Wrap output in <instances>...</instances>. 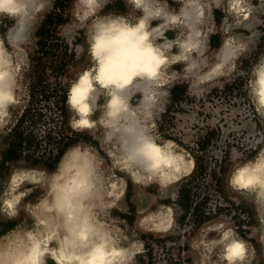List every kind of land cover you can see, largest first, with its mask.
Returning a JSON list of instances; mask_svg holds the SVG:
<instances>
[{
    "label": "rangeland",
    "instance_id": "374dc122",
    "mask_svg": "<svg viewBox=\"0 0 264 264\" xmlns=\"http://www.w3.org/2000/svg\"><path fill=\"white\" fill-rule=\"evenodd\" d=\"M74 1L70 0L64 10H54V0H32L28 14L29 19H34L25 18L17 45L10 39L16 32V26H13L17 25L16 21L0 17V36L5 37L7 45H13L16 69L20 72L16 102L0 121V193L15 168H32L43 173L42 180L35 184L25 182L20 187L21 192L32 191L19 199L17 216L9 218L0 212V241H4L5 233L11 230L26 229L35 224L29 208L40 197L47 196L48 181L58 173L67 154V162H76L78 159L70 151L74 150V153L82 149L91 160L89 168L95 167L92 172H98L103 186L114 185V193L104 192L99 206L92 205L90 215H93L94 222L110 227L119 242L131 248L132 255L125 264H219L215 239L224 229L235 231L246 242L245 264H264L262 211H259L258 198L234 190L228 181L235 167L254 159L264 149V117L252 94L255 69L264 60V0L250 3L246 19L227 15L225 0L215 3L214 0H205L199 26L210 32L203 36L200 49L190 56L197 64L191 67L179 64L173 66L174 70L169 69L177 75L159 89L155 97L157 104H152L149 116H140V122L146 124L148 132L158 143H170L186 160H193L191 167L171 175L167 185L153 179L140 183L146 199L145 212L165 211L167 214L161 227L149 221L138 224L139 207L133 200L136 193L134 183L108 156L113 142L107 138L108 129L101 122L97 121L90 130L74 128L69 123L72 113L66 101V120L61 124L64 113L55 107L53 97L35 99L33 103L37 108L31 110L22 122L18 121L22 110L31 103L29 86L34 78L35 31L49 12L60 14L62 11V18L67 19L55 30L75 54V66H69L67 74L61 76L64 87L68 90L77 72L92 64L89 33L83 23L76 22L81 10L73 9ZM166 1L169 4L164 6L169 13L181 7L180 0ZM131 12L140 14L133 11L125 0H108L99 15L124 16L133 21ZM156 23L155 20L153 24ZM50 30L54 28L50 27ZM165 30L168 38L174 39L180 28L170 23ZM212 34L215 35V47L210 42ZM228 34L237 43L234 55L220 70L206 75L208 63L218 59L219 49L216 47H220ZM30 40H34V44L29 45ZM43 67L49 84L54 85L49 65L46 63ZM174 85L179 90L173 98L171 88ZM183 86L186 87L184 93L180 90ZM140 98L136 91L130 100L136 105ZM97 99L99 106L93 115L95 119L104 97L99 95ZM14 128H17L16 133ZM19 138L25 140L20 158L1 166L2 152L11 141H20ZM75 145L79 147L73 148ZM61 149L66 150L56 163L52 157ZM31 159L37 162L33 163ZM45 163L53 168H47ZM183 184L189 193L188 201L184 202L179 198V188ZM195 205L199 208L196 209L199 210L198 216L192 210ZM7 221L14 225L9 228Z\"/></svg>",
    "mask_w": 264,
    "mask_h": 264
},
{
    "label": "bare ground",
    "instance_id": "6f19581e",
    "mask_svg": "<svg viewBox=\"0 0 264 264\" xmlns=\"http://www.w3.org/2000/svg\"><path fill=\"white\" fill-rule=\"evenodd\" d=\"M187 2L188 7L190 5L192 6L191 3L189 4L191 1ZM192 2L195 4L194 1ZM233 2L234 0H230V5ZM25 3L29 7L32 0H25ZM161 4L163 5V3ZM184 5L183 3L182 10H184L185 7L187 9V3L185 6ZM193 6H195L194 9L196 11L197 5ZM163 7L169 15V18L173 19L171 21L174 22V18H178L176 17L178 12L169 13L164 5ZM232 10L234 11L233 8ZM187 11H190V13H187V15H190H188L189 19H184L188 20L187 22H193L190 19L192 18V20H194V16H196L198 11L194 12V14L192 12L193 7L192 10L187 9ZM191 12L193 13L192 15ZM181 14L183 15V13ZM136 18L133 22H135ZM187 22L185 23L186 25ZM187 27H189V25ZM162 28L163 26L155 29L153 32L154 40L156 37L163 36ZM190 28L192 31L194 26L190 24ZM13 31L15 32V29ZM22 31L23 26L21 27L17 24L16 32H13L14 36L12 37L11 35L10 38L16 45L18 43L17 40L22 37L20 36ZM189 33L190 32L183 33L182 31V34L179 33L177 38L172 42L167 39L165 42H162L163 40L156 41L154 55L161 61V64L156 65L157 71L155 75L142 74L140 78H136L130 85L120 91L113 88H109L105 91L98 87L93 94L94 100L97 99L99 95H103L104 97V102L100 105L99 116L97 119L92 116L94 123L90 125L76 126L77 128L90 130L93 129L96 122L99 121L107 127L108 132L106 136L113 142V145L108 149V156L117 169L123 170V172L131 178L135 186L136 193L133 196V200L139 207L138 216L136 218L138 224L140 222L149 221L150 224L160 225L161 227V224H164L167 219V214L164 213L165 211H156L150 214L145 212L146 207H144V205L146 199L140 183L153 179L161 184L164 183L167 185L168 181L171 180V175H177L185 171L188 167H191L193 163L192 159L186 160L182 152L174 149L170 143H158L148 132L146 124L140 122V116H149L152 104H157L155 97L159 89L164 85L165 75H168L166 66L172 62V53L171 51L167 52L165 48L175 44L177 46L176 53H178L176 54L177 61L182 60V63L186 66L189 65V67L197 64V61H193L192 58H190L192 52L195 50L194 47L196 43L195 39L192 41V38L197 36V34L191 35ZM14 39H16V42H14ZM233 42L235 41H232L230 35L224 37L217 54L218 59L210 63L207 62L208 71L206 75L220 70L221 66L226 64L230 58L232 49H234H231ZM91 60L92 64L88 68L80 69L77 72L76 78L85 70L96 69L97 66L93 62L92 55ZM261 64H264V60L256 69H258ZM256 69L252 82V94L255 98L258 111L264 117V98L259 94ZM136 91L140 93L141 98L139 99L140 101L134 105L130 97L132 93ZM110 94L118 96L120 102L116 105H110L108 102ZM156 104L154 106H156ZM97 106L99 105L93 104L94 108ZM4 115L5 113H0V121L3 119ZM73 151L74 150H71L70 152L78 161L67 162V154L66 158L62 160L59 166L58 173L48 181L47 196L40 197V199L36 203L34 202L29 208L35 224L26 229H14L7 234L5 233V240L0 241V264H17V262L21 260L28 262V264H85V261L93 259L97 248H100L102 252L105 251V249L117 251L122 257L121 264L128 262V257L130 258L132 255L131 248L121 244L115 232L110 227H104L102 223L94 222L95 219H93V215H90L92 205L95 204L96 208L99 206L98 204L101 203V196L104 192L110 193L111 191V193H114V185L108 187L103 186L96 174L98 172H92V169L95 167L91 166L92 169L89 168V162L91 163V160L89 161L85 150L78 149V151L74 153ZM262 155H264V153H262ZM245 162L246 161L242 162L240 165ZM153 165H156V167H153ZM39 171L32 168L13 169L4 190L0 193V207L3 208V211L0 212L5 214L13 210L17 211L16 206L20 201L17 200V197L21 193L20 187L25 182L35 184L42 180L43 173ZM13 173H15V175H13ZM242 192L249 193L250 195L253 194L258 198L260 203L259 211H262V241L264 243V206H261L264 204V191L254 190L251 192ZM89 202H92V204ZM221 232L222 231H220L218 238L215 239L219 264H223V261L220 259L222 248L218 244ZM238 238L241 239L240 237ZM105 254L107 253L105 252Z\"/></svg>",
    "mask_w": 264,
    "mask_h": 264
},
{
    "label": "clouds",
    "instance_id": "9594fccd",
    "mask_svg": "<svg viewBox=\"0 0 264 264\" xmlns=\"http://www.w3.org/2000/svg\"><path fill=\"white\" fill-rule=\"evenodd\" d=\"M107 2L108 0H75L74 2L73 9L81 10L76 16V22L86 26V31L89 33L90 52L97 66L94 70H85L80 73L68 89L67 106L72 113L69 123L74 128L77 125L87 126L94 123L92 116L96 108L93 104H97L98 99L94 100L93 94L98 87L105 91L109 88L120 91L136 78H140L142 74L155 75L156 65L161 64L154 55L156 41L160 37L154 40L153 32L172 21L160 0H127L132 10L140 13L135 22H130L124 16L99 15ZM242 3L243 0H234L230 6L239 13L243 11ZM0 17L12 18L22 27L25 18L29 19L25 0H0ZM153 20H159L160 23L153 27ZM31 44H34V40L29 41V45ZM19 47L29 46L19 45ZM13 53V45H7L5 37L0 36V113L10 112L16 102V86L20 82V72L16 69ZM256 71L259 94L264 98V64H261ZM108 102L110 105H116L120 100L118 96L110 94ZM72 147L77 148L79 145ZM262 153L264 149L254 159L246 161L233 170L229 177V185L234 190L264 191V155ZM31 191L32 189H27L21 192L17 200L26 197ZM0 211H3L2 207ZM5 214L9 218H14L18 215V211ZM218 244L222 248L220 259L223 264H245L247 245L245 241L237 237L235 231L231 229L222 231ZM121 261L122 257L117 251L105 249L102 252L100 248H97L93 259L85 261V264H121ZM17 264H28V262L21 260Z\"/></svg>",
    "mask_w": 264,
    "mask_h": 264
},
{
    "label": "trees",
    "instance_id": "16d2710c",
    "mask_svg": "<svg viewBox=\"0 0 264 264\" xmlns=\"http://www.w3.org/2000/svg\"><path fill=\"white\" fill-rule=\"evenodd\" d=\"M70 1V0H69ZM69 1L66 0H54L53 8L54 10H64L68 7ZM66 3L67 5H64ZM62 11L60 14L55 13L54 11L49 12L45 18L42 20L41 24L38 26L35 31L36 40V48L34 50V78L30 82L29 86V96L31 98V103L28 104L21 112L18 121L22 122V120L27 116V114L37 108L34 106L33 101L37 98L47 99L48 97H53L55 102V107L59 108L63 114V119L61 124L65 123L66 120V101H67V92L68 90L64 87V84L61 82V76L66 75L69 66H75V54L73 51L69 50L68 44L65 42L63 38L59 35L58 31L55 30L58 24L66 22V18H62ZM50 27H53L54 30H50ZM215 35H210V42L212 47H215L213 39ZM49 65L50 67V76L54 77V85L49 84L48 77L44 72V65ZM179 90V87L174 85L171 88V94L173 98L175 97L176 92ZM181 92H185L186 87L183 86L180 88ZM17 128H14V133H16ZM18 142L11 141L9 147L4 150L1 154V166L9 161L17 160L21 156V150L25 143L24 139H20ZM76 140L73 141V143ZM66 149L57 150L56 154L52 157L56 163L60 159L61 155ZM33 160V159H31ZM197 164H199L197 158H195ZM37 161L33 160V163ZM47 168L52 169L53 167L50 164H44ZM185 184L181 185L179 188V198L181 201H188V190L185 188ZM188 207V203L186 208ZM198 206L192 207L193 212L196 211ZM199 209V208H198ZM199 217H201L199 215ZM203 217V216H202ZM9 228L14 224L13 222H8Z\"/></svg>",
    "mask_w": 264,
    "mask_h": 264
},
{
    "label": "crops",
    "instance_id": "0c3cea01",
    "mask_svg": "<svg viewBox=\"0 0 264 264\" xmlns=\"http://www.w3.org/2000/svg\"><path fill=\"white\" fill-rule=\"evenodd\" d=\"M126 2H127V0H125ZM181 1V7L179 8V10H177V11H171L172 13L173 12H178V15L176 16V17H178V18H174L175 19V21H177V22H171V23H173L174 24V26H176V27H178V28H180V30H178L177 31V33H176V37L174 38V39H170V38H168V36L166 35V27L169 25V24H167V25H164L163 26V28H162V35L163 36H159L160 37V41H162V42H165V40L167 39V40H171V42L172 41H174L176 38H177V35L180 33V34H182V31H183V33L185 32H190L189 34H191V35H196L197 34V36H195L194 38H192V41H194V39H195V47H197V48H195L194 47V49L195 50H198V49H200V43H201V40L203 39V36L204 35H207L210 31H208V30H204V29H202V27H200L199 25L201 24V22H202V16L200 15L201 13H202V10L204 9V3H205V0H180ZM187 1H191V2H189V4L191 3L192 4V6L190 7V9H189V7H188V2ZM192 1H194L195 2V4H193V2ZM221 0H214V3L215 2H220ZM253 0H243V3H242V8H243V11L242 12H239V13H237L235 10L233 11L232 10V7H230V0H225V2H226V4H227V7H226V13H227V15H230V16H232V17H237V18H239V19H246L248 16H249V5H250V3L252 2ZM183 3L186 5V3H187V9L188 10H192V7H193V13L194 12H196V11H198L197 13H196V16H194L195 17V19L194 20H192V18L190 19L191 21H193V22H187L188 20H186V19H184V18H187V19H189L188 17L190 16L189 14V16L187 15V13H190V11L188 12L187 11V9H186V7H185V9L184 10H182L181 8H182V6H183ZM169 4V1H164L163 2V5H168ZM184 5V6H185ZM193 5H197L196 7H197V9H196V11H195V6H193ZM199 5V6H198ZM132 9V8H131ZM184 11V12H182V11ZM180 11H181V13H183V15L180 13ZM200 11V12H199ZM185 12H186V14H185ZM191 12V15L193 14ZM180 14V15H179ZM195 14V13H194ZM135 15V16H134ZM140 14H136V13H134V12H131V16H133V21H134V19L137 17V16H139ZM185 15H187L186 17H184ZM183 16V17H182ZM175 17V16H174ZM193 17V16H192ZM193 17V18H194ZM197 17V18H196ZM170 20H173V19H171V18H169ZM180 20V21H179ZM133 21H131V22H133ZM155 20H153L152 21V26H156L158 23H159V20H156V24H153V22H154ZM187 22V25L185 24ZM189 23V24H188ZM192 23H194V24H192ZM190 24L192 25V26H194V28H192V31L193 30H195L196 31V33H195V31H191L190 29ZM189 25V27H187ZM166 26V27H165ZM192 32V33H191ZM229 35V34H228ZM163 37V38H162ZM164 44V43H163ZM170 47H168L167 46V48H165L166 49V51L167 52H170L171 51V53H172V62H170L169 64H167V66H166V70L168 71V75L166 76L165 75V77H164V85H162V87L163 86H165L166 84H167V81H169L171 78H173V77H175L176 75H177V72H170L169 71V69H173V66H177V65H179V64H183L182 63V60H178L177 61V58H176V54L174 55V53H176V49H177V46L175 45V44H172V45H169ZM175 46V47H174ZM220 47H221V45H220ZM220 47L218 48V47H216L217 49H219L220 50ZM237 47V43H236V41L235 42H233L232 43V46H231V49L232 48H234V49H232V53L230 54V58L234 55V51H235V48ZM215 48V49H216ZM195 50L193 51V52H195ZM229 58V59H230ZM174 70V69H173ZM171 73V74H170ZM162 89V88H161ZM159 93V92H158Z\"/></svg>",
    "mask_w": 264,
    "mask_h": 264
}]
</instances>
